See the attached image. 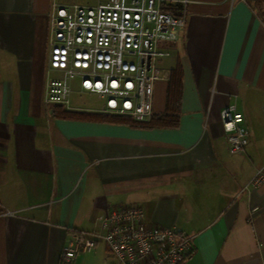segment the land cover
<instances>
[{
  "label": "crops",
  "instance_id": "0c3cea01",
  "mask_svg": "<svg viewBox=\"0 0 264 264\" xmlns=\"http://www.w3.org/2000/svg\"><path fill=\"white\" fill-rule=\"evenodd\" d=\"M63 2L0 0V264H62L73 234L96 230L122 204L191 235L184 264H264V184L246 188L264 162L246 177L231 171L220 117L230 104L246 122L252 105L262 113L264 0H190L152 104V115L165 113L179 60V126L154 129L54 117L44 96ZM73 264L114 259L100 241Z\"/></svg>",
  "mask_w": 264,
  "mask_h": 264
},
{
  "label": "built area",
  "instance_id": "2783aa9c",
  "mask_svg": "<svg viewBox=\"0 0 264 264\" xmlns=\"http://www.w3.org/2000/svg\"><path fill=\"white\" fill-rule=\"evenodd\" d=\"M190 0H99L95 5L56 6L51 20L44 102L66 110L73 93L101 101V112L146 121L152 116L155 82L165 78L160 62L186 26ZM264 118V103L262 105ZM230 154L251 144L246 117L236 104L220 114ZM264 184V163L247 187ZM97 229L76 232L61 263L106 245L114 264H184L193 237L176 227L149 222L138 204H122L98 218Z\"/></svg>",
  "mask_w": 264,
  "mask_h": 264
},
{
  "label": "trees",
  "instance_id": "16d2710c",
  "mask_svg": "<svg viewBox=\"0 0 264 264\" xmlns=\"http://www.w3.org/2000/svg\"><path fill=\"white\" fill-rule=\"evenodd\" d=\"M183 70L177 60L175 67L170 72L166 90L165 113L160 115L153 114L146 121H135L131 118L106 113H92L85 111L66 110L63 107L55 106L53 109L54 117L107 123H125L132 127L142 129L154 128H177L180 122Z\"/></svg>",
  "mask_w": 264,
  "mask_h": 264
},
{
  "label": "rangeland",
  "instance_id": "374dc122",
  "mask_svg": "<svg viewBox=\"0 0 264 264\" xmlns=\"http://www.w3.org/2000/svg\"><path fill=\"white\" fill-rule=\"evenodd\" d=\"M62 6L95 5L99 0H62ZM72 107H86L91 110H101V101L96 97L74 94L71 96ZM256 105V106H255ZM252 105L247 116L248 127L251 132V144L244 153L224 154V160L228 162L237 174L238 178L246 177L256 166L264 162V118L259 104Z\"/></svg>",
  "mask_w": 264,
  "mask_h": 264
}]
</instances>
